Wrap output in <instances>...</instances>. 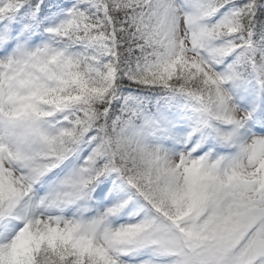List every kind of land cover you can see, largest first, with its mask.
<instances>
[{
	"label": "snow or ice",
	"instance_id": "1",
	"mask_svg": "<svg viewBox=\"0 0 264 264\" xmlns=\"http://www.w3.org/2000/svg\"><path fill=\"white\" fill-rule=\"evenodd\" d=\"M0 264H264V0H0Z\"/></svg>",
	"mask_w": 264,
	"mask_h": 264
}]
</instances>
